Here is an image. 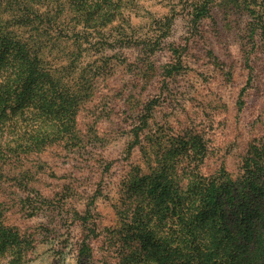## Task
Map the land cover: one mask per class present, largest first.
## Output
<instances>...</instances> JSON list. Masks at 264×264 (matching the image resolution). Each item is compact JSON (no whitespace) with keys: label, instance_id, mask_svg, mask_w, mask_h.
<instances>
[{"label":"rangeland","instance_id":"374dc122","mask_svg":"<svg viewBox=\"0 0 264 264\" xmlns=\"http://www.w3.org/2000/svg\"><path fill=\"white\" fill-rule=\"evenodd\" d=\"M35 1L19 0L17 11L0 0V10L39 18ZM43 1L53 19L96 18L88 24L100 25L103 37L77 68L64 43L45 63L73 85L74 109L64 90L47 93L33 69L17 74L44 45L29 21H16L10 39L0 34V59L16 50L7 70L0 63V114L11 115L0 143L12 146L0 153V201L5 224L25 242L15 264H80L83 237L93 255L86 264H145L149 256L160 263L162 242L176 238L182 212H191L182 202L194 181L183 185L185 167L211 179L225 173L240 190L233 211L264 218V33L246 0H215L204 18V0ZM68 19L44 25L41 40L55 42ZM222 236L229 239L219 233L209 250L223 251Z\"/></svg>","mask_w":264,"mask_h":264},{"label":"trees","instance_id":"16d2710c","mask_svg":"<svg viewBox=\"0 0 264 264\" xmlns=\"http://www.w3.org/2000/svg\"><path fill=\"white\" fill-rule=\"evenodd\" d=\"M8 1L11 2L10 8L19 11L18 7H21L19 0ZM214 1L215 0H204V3L197 6V11L200 15L199 18L208 16L214 8ZM222 3L225 4L226 1L222 0ZM27 4L29 6V2ZM44 6L45 4L43 0L35 1V10L40 11L41 16L39 18H42L41 21H38L39 18L28 16H20L19 18H12L11 16L5 17L3 14L10 15V11L0 10V24H3V26L6 27L0 31V34L10 39L9 37L14 32L16 21H29L27 25L35 30L36 42H40V44L44 43V45H38L35 47V54L31 57L32 60H35V64L27 65L24 68L19 66L17 68V74L23 75L26 72L32 74L33 71L30 69H33L35 75L47 79L45 87L43 88L45 91L49 90L57 92L61 89L64 90V95L66 94L65 103L68 107L74 108V98L76 96L73 93V85L68 84V86H64L62 85V80L60 78H53V76L49 74V70L45 68V63L50 61L48 60V57L50 56L49 54H51V51H53V47L57 44H69L73 46V50L71 51V62H75L73 67L80 65L81 60L79 59H86L89 51L97 48L100 44L99 42L103 37L102 29L98 24L96 26H89L88 23L91 22V20L94 21L96 19L91 18V16L73 17L72 15L69 19L67 16L65 18L57 16L53 19V16L49 15L47 12L48 9H45ZM244 9L249 12L253 18L257 17V19H259L261 25L260 28L264 33V7L260 6L259 0H246ZM48 11L50 12V9ZM199 18H197V20ZM12 19H15V21ZM67 19L69 26L68 29H58L56 32V36L58 37L54 38L55 42L52 43L51 40H41V38L48 35V32H45L44 25L51 26V21L57 22ZM249 27L253 28L256 27V25L251 23ZM43 33H45V35ZM122 35L127 37L131 34L130 32H125ZM9 51L10 47L7 48V56L1 54L3 58L0 59V63L4 60L7 61V65L4 66L5 70L10 66L9 63L13 61V59L10 58V55L16 50L12 49L11 52ZM177 52L178 51L175 53ZM69 53L70 51L68 54ZM17 56L18 54H15L14 58ZM13 66L14 68L18 66L16 61L13 62ZM76 68L72 73L77 72ZM46 92L48 93V91ZM3 103L7 104L6 99L3 100ZM145 107V112H147V105ZM10 116V112H5L2 109V113L0 114V125L3 126H1L0 129L4 130L5 127L7 134L9 131L8 122ZM10 147L12 146L9 145L8 142H1L0 153L4 151V149ZM190 156L191 155H188V157ZM189 162V159H186L184 163L187 165ZM186 168L187 167L181 170V181L183 182V185L189 177H191L190 181H194L185 187V190L188 192H185V195L187 196L182 198V202L184 208L188 209V211L191 210V212H182L185 214L180 220L181 229L179 234H173V237L176 238L164 240L162 242L167 243V251L163 255L164 257L162 258V261L159 263V260L156 258L153 260V258L149 256V258L145 260V264H153V262L159 264H264V231L262 225L264 218L261 216L262 213L259 212V210L249 211L243 208H241L238 213L233 211V207L237 206L233 201L237 199L236 195L240 190L234 184L229 187L228 183L231 180L229 176H225V173L222 176L217 172L215 175H211L213 176V179H211L205 177L204 174L198 176V173H195L194 169ZM222 172H224L223 169L220 170L221 174ZM208 209H213V214H211V216L210 214H207L206 216L201 217ZM195 210H199L196 218L194 217ZM5 217L6 207L5 204L0 201V264H15L21 256L20 253H23L21 249L25 242L24 240H21L20 236L17 234V228L5 224ZM236 223L241 224L242 226L238 228V230L234 229ZM85 227L87 228V226ZM153 232V230L147 228L145 236L149 237H146L145 239L148 240L151 238ZM219 233H226L229 239H225L222 236L219 240V246L222 247L223 251L220 253H214L209 250L210 244ZM135 243L145 246L140 242ZM172 243L176 244L175 249H173ZM124 247L125 246L123 245L122 251ZM131 249L132 246H130V253H132ZM19 251L20 253H18ZM78 253V263L80 264L88 263L93 257L89 238L83 237L81 239ZM124 254V251L121 252V255Z\"/></svg>","mask_w":264,"mask_h":264}]
</instances>
